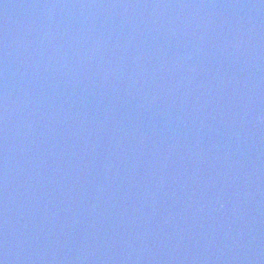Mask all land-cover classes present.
Returning a JSON list of instances; mask_svg holds the SVG:
<instances>
[{
	"label": "water",
	"instance_id": "95a60500",
	"mask_svg": "<svg viewBox=\"0 0 264 264\" xmlns=\"http://www.w3.org/2000/svg\"><path fill=\"white\" fill-rule=\"evenodd\" d=\"M0 264H264V0H0Z\"/></svg>",
	"mask_w": 264,
	"mask_h": 264
}]
</instances>
